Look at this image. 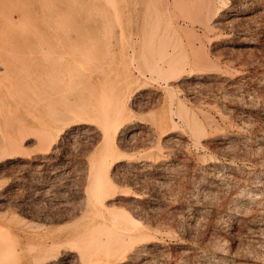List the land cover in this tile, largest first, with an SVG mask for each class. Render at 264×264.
Listing matches in <instances>:
<instances>
[{
    "label": "rangeland",
    "instance_id": "rangeland-1",
    "mask_svg": "<svg viewBox=\"0 0 264 264\" xmlns=\"http://www.w3.org/2000/svg\"><path fill=\"white\" fill-rule=\"evenodd\" d=\"M132 1L103 0L97 5L98 11L87 12V17L95 14L100 30L88 22L87 38L72 43V48L85 46L94 61L85 63L79 79L75 78L81 85L69 78L65 84L60 82L71 101L63 99L64 91L57 95L58 99L62 96L53 108L34 102L36 96L27 101L26 96L36 93L32 86L19 88L22 94L17 106L10 104L9 98H2L8 107H1V113L32 125L26 130L30 136L23 143L25 151L0 158V242L11 244L18 264H57L54 258L58 249L83 252L90 243L89 235L106 237L102 232H87L89 222L83 219L90 205L89 175L101 149L98 123L104 121L68 124L51 149H41L36 134L41 128L39 122L47 120L53 111L72 113L81 103L104 100L106 105L100 104L112 112L114 105L126 97L131 113L116 138L124 158L109 167L118 191L106 204L109 212L125 209L143 222V228L137 225L138 231L151 238L138 242L137 250L128 251L126 257L112 264H264V0H208L222 8L212 20L205 18L206 0H183L180 5L184 8L178 2L174 9L180 7L178 12L183 13H177L173 9L175 1L170 0V9L179 14H174L177 18L190 13L193 24L189 19L188 24L200 38L199 44L192 40L193 45L188 41L190 35L182 34L180 55L198 59L202 49H206L202 50L206 55L202 53V65V55L201 61L193 64V71L188 69L168 80L169 87L162 76L153 71L151 74L152 65L132 50ZM200 9L203 12L199 13ZM202 20L208 25L215 20V29L207 30ZM60 84L52 86V93L58 92ZM192 122L206 128L208 135L201 138V146L190 133ZM243 123L249 124L243 127ZM243 184L250 194L239 201L235 193ZM122 189L129 193H121ZM114 238V234L109 237ZM219 244L224 245L223 252L216 248Z\"/></svg>",
    "mask_w": 264,
    "mask_h": 264
},
{
    "label": "bare ground",
    "instance_id": "bare-ground-1",
    "mask_svg": "<svg viewBox=\"0 0 264 264\" xmlns=\"http://www.w3.org/2000/svg\"><path fill=\"white\" fill-rule=\"evenodd\" d=\"M101 1H103V0H0V158L5 157L7 155L14 156L16 154L18 155L19 153H21V150H23V147H24L23 146L24 141L26 139H29V136H30L29 131H26V130H29L31 128V125H32V123L29 121H24V120L18 121V119L16 117H12L6 113H1V107H4V106L8 107V104L6 102H2V100H3L2 98H5V97L9 98V103L17 106L19 103L18 102L19 97L22 94L21 93L22 91L19 88L21 86H32V88L34 90H36V93H34L33 95H31L29 97L26 96L25 100H27V101L33 100V97L36 96V99L34 100V102H36L40 105H43L45 107L47 106L49 108H53L54 104H57V101L60 100L61 96H62L61 95L60 98L58 99L57 95L58 94L60 95L59 92L64 91L61 84H65V80L68 78L70 79V81L72 79L71 82L72 83L74 82V84H76L75 80L79 79V76H80L79 72L84 70L86 68V66L89 65L90 60H92V58H91L92 55H91V57H89L90 55L85 50V46L82 45L80 48H72L71 46H72V43H74V41H84L87 38L86 37L87 33L85 32V28L87 27L88 22H91L94 25V29H97L96 31L99 32L100 23L98 21L96 22V19H94L96 17L95 14H92L90 17H87L86 14L90 10L92 12L98 11L99 8H97V5ZM174 1H175V4H174ZM174 1H173V4L175 6L173 5L174 6L173 9L175 7L183 5V4L180 5V3H183V0L182 1L174 0ZM203 1L205 2V0H203ZM210 1L206 0V2H209V3L207 5H205V7H203V10L205 9V14H207V16L205 18L210 17V19L212 20V19H215L216 17H218L219 11L220 10L222 11V8L218 7L215 4V2L212 4ZM212 1H214V0H212ZM222 1L220 3H222ZM178 2H179V5H178ZM189 2L192 3V1H189ZM225 2H226V0H225ZM259 2H260V0H259ZM216 3H217V1H216ZM132 4H133V15H134V24H133L134 26H133V32H132V37H131L132 38L131 39L132 48H133L132 50L138 58L143 59V61H146L152 65L153 69H151V71H150L151 74L153 71V73H156L159 76H162L161 79L163 81L165 80L164 82L166 83L165 84L166 86L169 85V81L171 79H173V78L175 79V78L179 77L182 73L186 72L188 69H189V71H193L194 70L193 67H195V66H193V64L197 65L196 63L200 62L201 61L200 59H202V57H203V59L201 61V65H202V62H205L204 61L205 56L202 55V53L204 51H202V50H206V49H202V47H201L202 50H200L201 54L197 53L198 55L200 54V58H198L200 61L197 58L195 59V57H197V56H194L193 59H188L186 57V55H183V54L180 55V52L178 51V50H181V49H179L181 47L180 43H182L181 42V38H182L181 35L182 34L184 35V33H185V36L190 35V37H188L189 43L191 41V43L193 44L192 40L195 42H198V40L200 41V38L196 35L198 33H195V31H194V27L192 28L191 25L189 26V24H188V19H189V22L193 21V19L191 20L190 18H188L189 17L188 15L190 13H188V11H187V14H188L187 16H185L184 14H181L183 16L182 19H179L180 17L177 18L176 16H178L179 14L177 15L174 13L176 11H177V13H183V11H181V12H178V11L182 10V8H184V5L182 6L181 9L179 7V10L177 8V10L174 9L176 11H172L170 9V0H133ZM171 4H172V2H171ZM184 4H186V1ZM192 6H193V4H192ZM202 6H203V4H202ZM202 6L200 5L199 7L201 8ZM199 7L197 8V11L199 10ZM222 7H224V5ZM185 9H186V7H185ZM203 10L200 9L199 13H201V11L203 12ZM184 13H186V11ZM202 15L203 14H201V16ZM203 17L204 16H202V19H203ZM184 18L187 19V21ZM206 20L203 21V25H205L204 23L207 22ZM208 22H211V21H208ZM214 22H215V20H213V22H211L209 25L206 23L207 26L206 25L205 26L207 27V30L211 29L213 26L216 27L214 25ZM191 24H193V22ZM194 26H195V24H194ZM212 29H215V28H212ZM212 31H214V30H212ZM210 32L211 31H209V33ZM203 34L205 35V33H203ZM185 36H184V38H186ZM190 38H191V40H190ZM208 40H209V38H208ZM189 43H188V45H189ZM198 44H199V42H198ZM200 45H202V44H200ZM196 50H197V48H196ZM191 52H192V50H191ZM203 54H205V52ZM201 55H202V57H201ZM211 55H212V53H211ZM214 55L216 56V54H214ZM88 58H89V60H88ZM207 58H208V60H207ZM207 58H206V60L209 61V57H207ZM93 61L94 60H92L91 62H93ZM85 63H87V65ZM84 64L86 66H84ZM93 64L96 65L95 63H93ZM146 67H147V65H146ZM199 67H201V66H199ZM202 68H203V66H202ZM196 69H199V68H196ZM205 69H206V67H205ZM143 74H144V72L142 73V75ZM143 76L145 77V75H143ZM144 77H142V78H144ZM82 78H84V77L82 76ZM84 79H81V81ZM175 81L177 82V80H175ZM175 81H173V82H175ZM60 82H61V84H60ZM55 83L60 84V86H59V89H57L58 92L52 93L53 92L52 86H55ZM235 84H236V82H235ZM78 85H81V82L79 84V81H78ZM167 87H169V86H167ZM47 88H49V90L45 91V89H47ZM251 93H252V91H251ZM63 99H66L67 101L72 100V99L70 100L67 97L65 91H64ZM103 99H105V98H103ZM103 102L105 103L104 100H103ZM100 103H102V102L97 101L96 103H93V102L91 103L89 101L88 104L81 103L80 105L77 106V109L72 111V113L71 112L70 113H63L61 111H59V112L53 111L47 120H41L39 122L41 124V128H40V130H37V132H38V134H36L37 140H38L37 144H39V146H41V149L42 148L49 149L54 143H56L58 141V138L61 137L60 135L64 131L65 126H67L68 124H71L74 122H82L84 120H91V121H95V122L97 120L98 121H104L103 123H98V127L102 131L101 149H100V155H99L98 159L94 162V165H92V168H91L92 170L90 169L91 172L92 171L93 172L89 175V179H88L89 198L86 196L89 199L90 203L88 201L87 202L90 205L88 206L89 208L86 210V214L83 215V216H85L83 219L84 220L87 219L89 222V226L87 227L89 229L87 232H89L91 234H93L94 232L95 233L102 232V233L106 234V237L101 238L99 235H97L98 237L96 235H92V236L89 235L90 243L88 246L86 245L87 248L83 252H75V253H71V252H67V251L62 252V251H59V249H58L57 255H55V258L53 257L57 264H70V263L73 264L76 262L78 264H112L115 261L122 260L123 257H126L125 255L128 251L133 250L136 247L138 248V245H139V244L137 245L138 242H143V241L147 242L148 239L151 238L148 234L141 233L142 231L141 232L138 231L139 226H137V225L139 224L142 226L141 228H143V226H144V225H142L143 222L141 223L138 220H136L135 218H133V216H131L130 213L126 212L125 209L121 210L120 212H117V211L109 212V210L107 208L106 200H108L110 197H112L113 194H115L118 191V189L112 183L113 180H111L112 175L110 176V174H109L110 173L109 167L111 166L110 163L112 164L113 162L124 158V154H122V152L119 150L120 147L117 146L116 140L118 141V139H119V137L117 135L120 132L121 124L124 123L123 121L129 116L128 114L131 113V108L128 110V106L126 104V97L121 98V100H119L118 103L114 105V108H112V112H109V109H107L108 106H107V108L104 106L106 104L102 103V104H104V105H102ZM110 103H111V100H110ZM55 106H57V105H55ZM170 113H171V111H170ZM210 123H212V122H210ZM246 124L248 126L249 123H243L242 124L243 127ZM128 126H130V125H128ZM128 126H127V128H128ZM122 127H124V126H122ZM204 127L205 126H203V128ZM215 127H216V125H215ZM229 127H231V126L229 125ZM6 128H9L8 130H10V132L8 134L6 133L7 135L4 137V133L6 131ZM203 128H202V124H199L198 122H192L190 125V133L193 137V140L195 141L196 144H198V146L202 145V144L199 145L202 142L201 138L205 135L207 138V135H208L205 132L206 128H204V129ZM240 128L242 129V126ZM216 130H218V129H216ZM216 130H214L212 132L217 133ZM98 131H100V130H98ZM35 132H36V130H35ZM126 133H128V132H126ZM117 137H118V139H116ZM220 137H221V135H220ZM222 137H224V136H222ZM122 138H123V136H122ZM244 138H245V136H244ZM221 140L223 141L224 139H221ZM248 141H250V140L248 139ZM242 142H246V141H242ZM226 143H228V142H226ZM223 144H222V146H223ZM220 145H221V143H220ZM248 145H249V143H248ZM246 147H248V146H246ZM200 148H202V147H200ZM224 148H226V147H224ZM230 150H231V147H230ZM23 151H25V148ZM27 152L28 151L26 149V153ZM26 153L24 152L23 154H26ZM261 154H259V155H261ZM41 157H43V156H41ZM40 160H41V158H40ZM91 163H92V161H91ZM112 166H113V164H112ZM214 170H215V168H214ZM251 172H254V171H251ZM212 173H213V171H212ZM114 184H115V181H114ZM245 184H247V183H245ZM245 184H243V186L237 185L239 187H237V190L235 193L236 194V196H235L236 200H239V201L243 200L244 198H246L250 194V193H248V190H247L248 188H246ZM252 184L253 183H251V185ZM119 191L123 194L129 193V191L127 189L126 190L122 189ZM252 191H253V189H252ZM232 192H234V191H232ZM39 193H41V192H39ZM49 194H51V193H49ZM49 194H48V196H49ZM260 195H261V193H260ZM53 197H55V195ZM259 197H261V196H259ZM38 198H39V196H38ZM249 198H251V195ZM262 198H264V197H262ZM254 200L257 202L258 199L255 198ZM230 206H231V204H230ZM81 209H82V207H81ZM244 209H246V208H244ZM261 209L264 210V207ZM105 214H107L109 216L106 217ZM262 216L264 217V215H262ZM17 219H18V217H17ZM20 219H22V218H20ZM22 223H23V221H22ZM42 223H43V221H42ZM27 224H29V223H27ZM30 224L33 225L32 223H30ZM33 226L35 227V225H33ZM37 226H39V225L37 224ZM26 227H27V225H26ZM44 227H46V226H44ZM39 228H37V229H39ZM42 228H40V229H42ZM35 229H36V227H35ZM147 229H146V231H149ZM136 231H138V232H136ZM134 232H136V233H134ZM139 232H140V234L137 235ZM113 234L115 235V238L109 239V237H111ZM76 240H77V238H76ZM78 240H80V239H78ZM72 241H74V240H72ZM149 243H151V242H149ZM215 243H216V241H215ZM9 245H11V244H9V242H0V264H18L19 263L17 261L16 257H14L15 251H12L11 246L9 247ZM49 245H50V243H49ZM147 245H149V244H147ZM52 247H54V245H52ZM214 247L215 246H213V248ZM217 247H219L218 249L222 250V252H223L222 247H224V245L221 246L219 244V246H216V248ZM137 248H136V250H137ZM8 250H11L12 252L11 251L9 252ZM73 250H75V249H73ZM76 250H79V249H76ZM225 250H227V249H225ZM141 251H143V250H141ZM99 253H103V255H100ZM223 255H224V253H223ZM130 261H132V260H130ZM44 262H46V261H44ZM51 262H53V261H51ZM46 263L48 264V262H46Z\"/></svg>",
    "mask_w": 264,
    "mask_h": 264
}]
</instances>
